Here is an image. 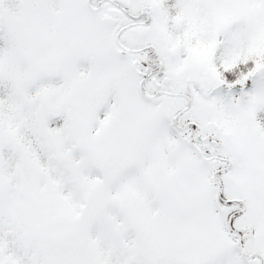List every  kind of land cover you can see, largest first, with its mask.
Wrapping results in <instances>:
<instances>
[{"label": "snow or ice", "instance_id": "snow-or-ice-1", "mask_svg": "<svg viewBox=\"0 0 264 264\" xmlns=\"http://www.w3.org/2000/svg\"><path fill=\"white\" fill-rule=\"evenodd\" d=\"M0 264H264V0H0Z\"/></svg>", "mask_w": 264, "mask_h": 264}]
</instances>
